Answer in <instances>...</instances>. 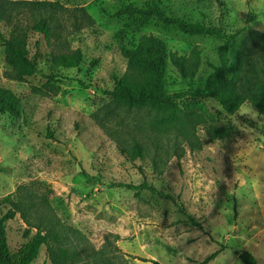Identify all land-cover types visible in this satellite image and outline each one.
Listing matches in <instances>:
<instances>
[{
    "label": "rangeland",
    "instance_id": "374dc122",
    "mask_svg": "<svg viewBox=\"0 0 264 264\" xmlns=\"http://www.w3.org/2000/svg\"><path fill=\"white\" fill-rule=\"evenodd\" d=\"M33 1L82 7L93 23L69 38L71 49L83 56L72 69L54 67L43 36L30 32L27 48L33 55L38 41L40 73L22 81L8 76L11 69L0 41V88L14 95L18 109L17 116L0 113V214L10 207L2 199L25 186L50 201L61 220L95 249L105 237L118 235L123 253L160 264H192L215 252L208 264H243L238 258L242 251L264 264V135L258 130L264 117L248 102L235 115H226L215 101L205 99L193 109L212 127H232L212 140L207 129L191 124L177 107L154 101L127 105L104 94L115 77L130 88L163 97L202 93L219 64L223 41L184 36L155 19L120 14L126 6L154 2L167 16L220 23L228 33L240 29L243 15L251 12L256 20L250 31L264 33V0H220L221 5L215 0ZM0 33L8 36L4 22ZM246 39L244 34L234 45L231 62ZM120 40L128 57L121 53ZM193 51L199 54V65L193 78L185 80L171 58H188ZM192 132L203 145L200 152L187 147ZM135 146L145 158L130 162L121 151L133 153ZM139 169L148 184L173 200L110 186L139 185ZM83 173L98 182L87 183ZM26 229L18 215L6 223L12 254L29 241L23 236ZM124 259L128 264H150ZM31 264H50L44 246Z\"/></svg>",
    "mask_w": 264,
    "mask_h": 264
},
{
    "label": "trees",
    "instance_id": "16d2710c",
    "mask_svg": "<svg viewBox=\"0 0 264 264\" xmlns=\"http://www.w3.org/2000/svg\"><path fill=\"white\" fill-rule=\"evenodd\" d=\"M215 1L221 5L220 0ZM120 14L138 17L141 21L155 19L165 26L177 28L184 36L215 37L223 43L218 48L219 64L207 77L202 93L184 91L163 97L138 87L130 88L115 77L112 89L104 91L105 95L118 98L127 105L154 101L177 107L182 110V114L191 124L207 129L212 140L222 138L231 132L232 127L231 125L225 129L212 127L207 117L193 109L194 106L201 107L205 99L215 101L226 115H235L239 108L248 102L260 116L264 117V33L250 31V24L256 20L255 14L247 12L243 15V26L231 33L226 32L220 23L216 25L189 23L180 18L167 16L154 2H146L141 8L128 5L120 11ZM0 22H4L9 27L8 36L0 33V41L4 47V61L11 69L8 76L22 81L40 73L38 41L34 43L33 55L30 56L27 48L30 32L43 36L51 49L50 56L54 67L72 69L80 65L83 56L80 50L71 49L69 38L91 25L93 20L82 7L66 8L58 2L51 1L0 0ZM244 34L247 39L238 49L235 61L231 62V51ZM120 50L123 56H129L122 40H120ZM171 63L183 79L190 80L199 65V54L193 51L188 58L172 56ZM46 78L54 79L52 75H47ZM186 102L188 103L185 104ZM0 113L10 116L18 114L14 95L2 88H0ZM258 130L264 135V125ZM186 144L190 152H200L203 146L194 132L189 134ZM183 153L184 148H181L178 161ZM121 154L130 162L145 158V154L138 146H135L133 153L122 150ZM139 171L143 177L139 185L112 183L110 186L129 191H148L173 200L168 195L157 192L145 180L142 169ZM83 176L89 184L98 182L96 178L85 173ZM2 202L9 204L10 207L4 214H0V264H31L37 258L41 246H44L50 264H128L124 258L160 264L152 259L123 253L117 246L120 240L118 235L105 237L103 244L95 249L78 230L61 220L50 201L25 186L17 187L14 194L4 197ZM17 215L27 227L23 234L24 238L30 239L16 254H12L8 246L6 223ZM188 220L193 226L203 230L196 221L191 218ZM32 231L34 234L31 235ZM217 254L218 252H215L201 262L192 261V264H208ZM238 258L243 264H258L255 257L247 251H242Z\"/></svg>",
    "mask_w": 264,
    "mask_h": 264
}]
</instances>
